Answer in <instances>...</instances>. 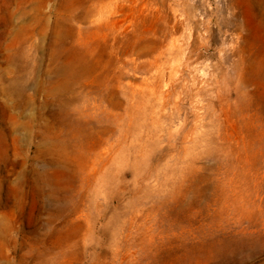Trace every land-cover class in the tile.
I'll list each match as a JSON object with an SVG mask.
<instances>
[{
  "label": "rangeland",
  "instance_id": "1",
  "mask_svg": "<svg viewBox=\"0 0 264 264\" xmlns=\"http://www.w3.org/2000/svg\"><path fill=\"white\" fill-rule=\"evenodd\" d=\"M0 264H264V0H0Z\"/></svg>",
  "mask_w": 264,
  "mask_h": 264
}]
</instances>
